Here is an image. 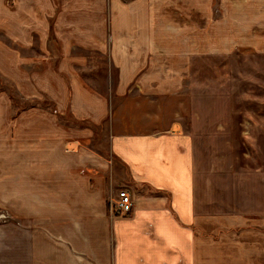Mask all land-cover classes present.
<instances>
[{
    "label": "rangeland",
    "instance_id": "374dc122",
    "mask_svg": "<svg viewBox=\"0 0 264 264\" xmlns=\"http://www.w3.org/2000/svg\"><path fill=\"white\" fill-rule=\"evenodd\" d=\"M94 3L0 0V187L9 181L12 185L17 147L23 162V148L41 150L50 142L49 195L102 197L113 216L111 204L120 191L128 190L134 198L152 188L135 182L113 152L112 136L157 133L170 129L172 121L173 129L189 140L198 207L208 212L209 198L217 211L254 209V199L264 198V54L236 47L210 52V45L200 46L186 65L174 61L179 74L172 81H160L171 92L152 97L124 93L120 65L108 48L110 0L99 13ZM212 3L214 18H221V0ZM64 8V21L73 28L61 34L56 22ZM25 21L28 28L22 35L17 26ZM3 176L10 180L4 182ZM35 190L48 195L44 188ZM2 191L6 197L16 193L13 186L0 188L1 196ZM8 207L0 205V228L20 222ZM75 223L79 221L61 229L66 242L56 240L69 247L76 243L82 264H108L109 244L100 237L84 238ZM64 260L74 264L72 252Z\"/></svg>",
    "mask_w": 264,
    "mask_h": 264
},
{
    "label": "crops",
    "instance_id": "0c3cea01",
    "mask_svg": "<svg viewBox=\"0 0 264 264\" xmlns=\"http://www.w3.org/2000/svg\"><path fill=\"white\" fill-rule=\"evenodd\" d=\"M94 2L93 10L104 12L105 0ZM221 2L222 16L216 19L212 0H110L108 48L120 65V90L147 97L171 92L160 81H172L174 61L186 65L200 46L210 45V52L236 47L264 54V0ZM67 12L61 9L56 22L61 34L73 28L64 21ZM25 28L26 21L18 23L19 34L23 29L25 35ZM173 124L157 133L112 136V150L135 182L152 188L149 194H134V208L127 215L110 216L102 197L49 195L53 144L46 142L41 150L23 148V162L22 148L17 147L12 185L9 181L0 187L13 186L16 193L6 197L2 191L0 205L12 206L8 208L20 222L0 228V264H67L68 252L74 264H82L76 243L69 247L56 240L66 238L61 229L70 221H79L74 225L84 238L100 237L109 244L108 264H264V198H255L251 211H217L209 198L208 212L199 208L189 140ZM38 188L48 195L42 196Z\"/></svg>",
    "mask_w": 264,
    "mask_h": 264
},
{
    "label": "built area",
    "instance_id": "2783aa9c",
    "mask_svg": "<svg viewBox=\"0 0 264 264\" xmlns=\"http://www.w3.org/2000/svg\"><path fill=\"white\" fill-rule=\"evenodd\" d=\"M134 199L128 190H122L119 193V199L112 202V210L118 215H127L133 211Z\"/></svg>",
    "mask_w": 264,
    "mask_h": 264
}]
</instances>
